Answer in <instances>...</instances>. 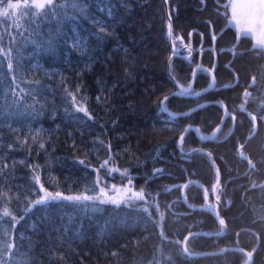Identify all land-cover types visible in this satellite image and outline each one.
<instances>
[{
  "label": "trees",
  "instance_id": "trees-1",
  "mask_svg": "<svg viewBox=\"0 0 264 264\" xmlns=\"http://www.w3.org/2000/svg\"><path fill=\"white\" fill-rule=\"evenodd\" d=\"M16 2L17 15H0L12 45L11 72L0 55V264H245V252L249 264H264V52L232 26L228 2L167 0L173 46L192 48L172 58L169 74L163 0H53L40 12ZM179 88L190 91L168 97ZM215 103L228 111L216 136L188 130L180 149H203L217 165L225 231L191 235L185 247L244 252L191 258L185 237L221 226L200 209L199 186L184 189L188 205L181 188L195 180L209 195L217 175L206 154L182 156L176 141L187 126L208 137L224 116ZM110 155L146 200L167 208L163 217L147 203L57 201L28 211L41 187L95 195Z\"/></svg>",
  "mask_w": 264,
  "mask_h": 264
},
{
  "label": "rangeland",
  "instance_id": "rangeland-1",
  "mask_svg": "<svg viewBox=\"0 0 264 264\" xmlns=\"http://www.w3.org/2000/svg\"><path fill=\"white\" fill-rule=\"evenodd\" d=\"M18 2H21V1H18ZM244 2H246V0H228L229 20H230L232 26L235 27L236 29H238L239 31H242L241 27L243 25H241L239 23L236 24L235 20H233V10H232L231 5L233 3L240 4V3H244ZM23 3L26 5L32 6V0H23ZM3 7H4V9H6L7 5L4 6V4H3ZM238 12H242V10H238ZM245 22L248 23L250 25V27L253 29L252 33H247V34L252 38L254 43H255L256 36H257V38L264 39V32H262L260 34L259 27H258L260 25H264V18H261L260 25H258L255 20H246ZM256 28H257V32L255 33ZM11 46H12L11 45V33L9 32V30L6 29V26H5V29L0 30V55L5 58L8 65L10 63V57H11ZM261 49L264 52V48H261ZM8 69L11 72V69L9 68V66H8ZM248 95L250 96V94H248ZM73 98L74 97L71 98L73 108L77 111L78 108L83 107V109L86 111L85 104L83 102H80V101L73 99ZM79 112L85 113L84 111H79ZM32 177H33L35 182H36V177H39V181H40V175H39L38 169L33 170ZM96 177H97V184L99 186L98 192L95 195H89V196H99L101 189H104V191L107 192L109 196H116L117 195V193L115 191H113L114 188L131 189V191H129L127 193V196L125 197V199L118 205L135 206V205H138L139 203H142V204L147 203V204L151 205V207L154 209V212L158 216L163 217L166 214L167 208H162L161 204L155 198H152L151 200H146L144 191L141 189L140 190L135 189L133 180L131 178H129V176L126 173L116 171L114 159L111 155L108 157L106 164L96 171ZM44 192L51 193L53 195L55 193H57V192H49L46 190H44ZM133 192L142 193L143 199H137V198L133 197L132 196ZM60 194H61V197L68 196V195H64L62 193H60ZM42 195H43V193H41V196ZM82 195H85V194H82ZM208 198H209V195H208ZM57 201H68V200L59 198V199H56L54 201H47L46 203L57 202ZM71 202H76V201H71ZM79 202H85V201H79ZM89 202H98L99 203V200H92ZM101 204L117 205V204H112V203H101ZM36 205H38V204H36V202L33 203L30 206V208L28 209V211H30ZM203 207H205V204L203 205ZM3 213H5V210ZM7 213H8V215H6V216H8L9 219H11L13 221V224L15 225L19 221V217L14 215L13 213H10L9 211H7Z\"/></svg>",
  "mask_w": 264,
  "mask_h": 264
},
{
  "label": "water",
  "instance_id": "water-1",
  "mask_svg": "<svg viewBox=\"0 0 264 264\" xmlns=\"http://www.w3.org/2000/svg\"><path fill=\"white\" fill-rule=\"evenodd\" d=\"M227 2H228V0H226V3L224 4V6H226ZM163 4H164L165 16H166L167 21H168V26H167L168 27V32H167L166 37H167V41H168V43H169V45L171 47V50L173 52V55L170 56V58L168 60V63H167V73L169 74L170 73V70H169L170 69V62H171L172 58L174 56H176L177 54H181L184 51H189L190 53H189L188 57H190L191 54H192V48L191 47H187V46H183L181 48L176 49L173 46V44H172V38H171V35H172V24H171V20H170L169 13H168L167 0H163ZM196 70H197V68H195L193 70L192 84H191L190 90L192 88V85H193V82H194V79H195V72H196ZM208 73L211 75V79H212V83H211L210 87L207 89V90H210L213 87V85H214V77L212 76V73L211 72H208ZM190 90H184V89H180L179 88V92H174V93L170 94L168 97L174 96V95H178V94L185 95L186 92H189ZM205 91L206 90H204L202 92H205ZM195 95H192V96H195ZM165 100L166 99L164 98L160 102V106L161 107H163V103L165 102ZM210 104H212V102L200 104L197 107H195L194 109H192V110H190L188 112L182 113L179 116L188 115V114L193 113V112L199 110L200 108H202V107H204L206 105H210ZM215 104H218V105L222 106V104H220V103H215ZM223 109H224V116H223L220 124L212 131V133L208 137H201V136H199L195 126H187L184 129L183 133L179 136V138L176 141V150L182 156H189V155H191V154H193L195 152H202V153L206 154L209 157V160H210L211 164L213 165V167L215 169V172H216V175H217V178H216L214 184L212 185V187H211V189L209 191V196L212 198V202H209L208 201V196H207L206 189L202 185H200V183H198L195 180H190V181L186 182L182 186V188H181V198H182V201H183L184 204L188 205L187 204V201H186V199L184 197V188H186L187 186H189L191 184H196L197 186H199L200 189H201V192H202V196H203V199H204V203H205V207H201L200 209H206V210L210 211L211 216L213 217V219L221 226V231L219 233H216V234H206L204 232H195V233H191L187 237H185V239L182 241V245H181L182 251H183V253L185 255H187L188 257H191V258H200V257H203V256H217V255L224 254L225 252L230 251V250H238V251L244 252L241 249L224 248V249H221L219 251H214V252H206V253H202V254H189L186 251V247H185V242H186L187 238L189 236H191V235H197V234H199V235H202V236L214 238V237L221 236L224 233V231H225V223L221 224V221H223V220H221L219 218V214H218V211H219V199H217V197H216V191H217V188H218L219 182H220V172H219V169H218L217 165L214 163L213 158L211 157V155L207 151H205L203 149H194V150H191V151H189L187 153L182 152L181 149H180L182 140H183L184 136L186 135V133L188 132V130H192L196 134V136L200 140H202V141H208V140L213 139L216 136L217 132L221 129V127L223 125V122L225 121V119L228 116L227 109L224 108V107H223ZM170 116L171 117H177L176 115H172V114H170ZM205 195L207 196L206 198H205ZM245 254H246V257H247V261H246L245 264H249L250 261H251V254L250 253H246V252H245Z\"/></svg>",
  "mask_w": 264,
  "mask_h": 264
},
{
  "label": "snow or ice",
  "instance_id": "snow-or-ice-1",
  "mask_svg": "<svg viewBox=\"0 0 264 264\" xmlns=\"http://www.w3.org/2000/svg\"><path fill=\"white\" fill-rule=\"evenodd\" d=\"M53 3V0H32V6L37 12H40L41 10L45 9L46 5H51ZM27 6V5H25ZM21 5L16 2V0H8L7 8L4 10V12L0 13L2 16H8V15H17L15 12H9V10H14L20 8ZM233 10V20H235L236 24L239 23L243 25L241 27V30L245 33H252L253 29L250 27L248 23H246V20H255L258 25H260L261 18H264V0H246L244 3H233L231 5ZM238 10H242V12H238ZM259 32L260 34L264 32V25H260ZM257 32V28L255 29V33ZM213 40H215V37H213ZM255 44L256 46L260 48H264V39L262 38H255ZM77 46H80L77 44ZM9 68H12V64L9 63ZM75 99V97L73 98ZM167 99V97L165 98ZM77 111H84L85 115H88V113L83 109V107L78 108ZM91 119V117H89ZM43 147V144L40 145ZM83 163V161H81ZM36 183L39 184V177H36ZM41 193L43 195L40 197L39 200L36 201V204L42 205L46 203L47 201H54L56 199L62 198L68 201H92V200H99V203H112V204H120L125 197L127 196V193L131 191V189H118L114 188L113 191L117 193L116 196H109L107 192L104 191V189L100 190L99 196H89V195H77V196H64L61 197V194L59 192L55 193L54 195L51 193L44 192L43 187L40 189ZM132 196L137 199H143L142 193H136L133 192ZM207 196L205 195V198ZM219 199V197H217ZM147 211V209H145ZM5 215H8L7 211L4 213ZM224 222L221 221V224Z\"/></svg>",
  "mask_w": 264,
  "mask_h": 264
}]
</instances>
